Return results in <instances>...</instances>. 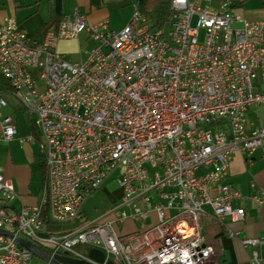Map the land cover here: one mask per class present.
<instances>
[{
  "label": "built area",
  "instance_id": "built-area-1",
  "mask_svg": "<svg viewBox=\"0 0 264 264\" xmlns=\"http://www.w3.org/2000/svg\"><path fill=\"white\" fill-rule=\"evenodd\" d=\"M169 2L165 23L136 4L120 31L108 20L88 24L78 10L38 36L15 17L0 23V75L37 117L20 141L37 144L46 159L34 205H14L19 194L0 167V231L7 233L0 235V264H35L17 238L54 256L102 248L113 264H219L201 224L209 210L253 249L252 264H264L257 251L264 240L242 237L238 228L247 203L264 209V189L226 183L237 153L249 166L259 151L264 156L257 114L264 107V23L247 21L231 0ZM83 33L95 44L81 50L84 59L58 50ZM7 106L0 91V111ZM18 135L14 118L0 116V140ZM109 179L122 189L119 206L105 215L111 219L86 221V200ZM151 212L157 223L149 229L119 233L128 219L145 222ZM48 220L85 222L56 235Z\"/></svg>",
  "mask_w": 264,
  "mask_h": 264
},
{
  "label": "crops",
  "instance_id": "crops-1",
  "mask_svg": "<svg viewBox=\"0 0 264 264\" xmlns=\"http://www.w3.org/2000/svg\"><path fill=\"white\" fill-rule=\"evenodd\" d=\"M67 1H69L70 6L67 5ZM235 1L236 4L233 3L234 11L244 16L242 12L239 11V7H243L246 0H233L232 2ZM140 2L141 0H0V23H3L7 18L15 17L22 28L30 35L38 36L53 17L58 20L65 17L73 18L75 12L78 10L85 16L88 24L93 25L104 20H109V29L112 31H120L129 23L134 12V6L138 3L140 4ZM222 2L224 1L216 2L214 0L216 5ZM49 4H52L53 7ZM150 5V11H153L155 6L153 4ZM51 7L52 9H48ZM124 7L128 8L126 9L128 13L127 18L121 24L112 25L110 19L113 18L115 10H120L119 8ZM85 34L86 37L84 41L81 40L82 35L76 40L60 41L58 50L66 54L68 58L78 53L84 57L85 54L83 55L81 53L83 48L82 45L89 41L88 34ZM8 89L9 87L5 86L0 77V91L3 92L4 97L5 94H11L8 92ZM34 130L35 127L32 128L28 135ZM17 137L13 141L18 140L19 135ZM24 143L29 144L27 142ZM16 161L11 155L7 157L3 164H0V167L4 170L5 177L14 183L16 191L19 194V198L16 199L14 205L16 207L34 205L39 198L32 197L31 194H24L23 191L25 187L23 184L20 183L19 185L15 182V179L18 177V168L21 164L27 167L28 162L26 161H28V158L26 156L25 163L18 164ZM226 183L239 189H247L251 185L264 189V156L261 155V151H259L256 161L251 166L247 164L246 155L244 153H237L230 164V175L226 179ZM246 209L247 214L245 221L238 227L242 231V237L260 238L264 240V209L258 208L251 202L246 204ZM84 216L88 219L85 210ZM105 217L106 216H103L101 219H105ZM106 218L111 219V217ZM155 223H157V215L155 212H151L149 220L145 222L142 221L139 228L140 230L136 231H145ZM132 224L133 222L128 223L130 229L135 228ZM201 224L205 232V243L218 255L217 259L219 264H252L253 249L245 247L241 243V238H231L225 227L215 219L211 210L201 219ZM42 248L45 255L57 259L62 264H113V262L107 258L105 251L98 247H81L80 254L82 257L78 258H71L69 256L71 254L67 252H60L54 256L48 247ZM257 251H259L264 263V243L257 247ZM35 257L44 261L34 255V258ZM45 263L48 264L47 262Z\"/></svg>",
  "mask_w": 264,
  "mask_h": 264
},
{
  "label": "rangeland",
  "instance_id": "rangeland-1",
  "mask_svg": "<svg viewBox=\"0 0 264 264\" xmlns=\"http://www.w3.org/2000/svg\"><path fill=\"white\" fill-rule=\"evenodd\" d=\"M216 2H221L225 0H215ZM233 1V0H232ZM243 1V0H239ZM139 4V3H138ZM215 4V3H214ZM50 6L52 4H49ZM48 5V6H49ZM67 5L70 6L69 1ZM216 5V4H215ZM53 7V5H52ZM48 8V9H52ZM121 7V6H120ZM120 10H115V14L110 23L112 25L121 24L128 16L127 7L119 8ZM239 11L250 20V22H263L264 21V0H246L243 7H239ZM151 20L153 22L157 21V15H152ZM132 19V17H131ZM246 19V20H247ZM109 21V20H108ZM249 21V20H247ZM264 23V22H263ZM238 25H235L237 27ZM168 29V27H167ZM86 34L84 33L81 36V40L84 41ZM95 46L92 40H89L88 43H83L82 49H91ZM83 54V53H82ZM85 58L81 56L80 53L77 55L69 57L72 60H82ZM39 89H41L39 87ZM42 90V89H41ZM4 96V95H3ZM5 98L8 101V106L0 111V116L11 115L14 118L15 124L19 127V139L25 138L33 128V120L36 121V115H30L29 111L24 108L21 102L12 94H5ZM257 114L259 116L258 123L260 126H264V107L257 109ZM18 138V137H17ZM5 141L0 140V164H3L8 156H13L15 161L18 164L25 163L26 156L28 158V166L24 167L22 164L18 168V177L15 179L16 184H23L25 190L24 194L30 195L32 197H40L42 194L43 184H44V175L45 171L41 167L43 163L46 162V159L41 156L39 152V147L37 144H25L20 141ZM31 155V156H30ZM118 194L122 195V189L118 188L117 182H112L110 179L107 180L103 187L91 195L85 202L84 210L86 215H88L89 222H95L100 220L105 216L109 210H114L119 206L118 203ZM133 222L134 229H130L128 223ZM141 221L128 219L124 227H118L119 233L121 235H127L136 230H140ZM137 232V231H136ZM77 250L80 252L81 247H77ZM71 258H78L79 256L75 254L69 255ZM113 259V257H111ZM35 264H46L44 261L34 258Z\"/></svg>",
  "mask_w": 264,
  "mask_h": 264
},
{
  "label": "trees",
  "instance_id": "trees-1",
  "mask_svg": "<svg viewBox=\"0 0 264 264\" xmlns=\"http://www.w3.org/2000/svg\"><path fill=\"white\" fill-rule=\"evenodd\" d=\"M236 4V1L233 2ZM141 8L144 11V13L151 17L152 15H157V25H161L167 21L170 17V2L169 0H141L140 2ZM150 4H153L155 6L153 11H150ZM235 6V5H234ZM60 20L53 17L43 28V30L40 32V35L44 34L48 28L51 26L59 24ZM0 77L3 80V83L6 87H9L8 81H6L1 75ZM41 167L44 169V164L41 165ZM86 221H88L86 219ZM85 221H74L68 224L60 225L53 223L51 221H46V224L48 225V231L50 234H56V235H62V234H68L76 229H78Z\"/></svg>",
  "mask_w": 264,
  "mask_h": 264
},
{
  "label": "water",
  "instance_id": "water-1",
  "mask_svg": "<svg viewBox=\"0 0 264 264\" xmlns=\"http://www.w3.org/2000/svg\"><path fill=\"white\" fill-rule=\"evenodd\" d=\"M2 234H7V233L4 231H0V235ZM17 242L23 247H25L26 249L30 250L35 256L43 259L48 264H62L57 259H54L50 256L45 255L43 253L44 251L39 246L35 245L34 243H31L23 238H17Z\"/></svg>",
  "mask_w": 264,
  "mask_h": 264
}]
</instances>
